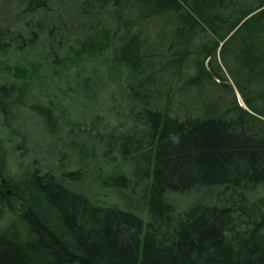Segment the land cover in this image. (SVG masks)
Segmentation results:
<instances>
[{
    "label": "trees",
    "instance_id": "16d2710c",
    "mask_svg": "<svg viewBox=\"0 0 264 264\" xmlns=\"http://www.w3.org/2000/svg\"><path fill=\"white\" fill-rule=\"evenodd\" d=\"M72 262L264 264V0H0V264Z\"/></svg>",
    "mask_w": 264,
    "mask_h": 264
},
{
    "label": "rangeland",
    "instance_id": "374dc122",
    "mask_svg": "<svg viewBox=\"0 0 264 264\" xmlns=\"http://www.w3.org/2000/svg\"><path fill=\"white\" fill-rule=\"evenodd\" d=\"M25 57H27L26 52H18L16 50H12V49L7 50L5 55L2 56V58L4 60H10V61L20 59V58L24 59ZM109 91H110V93H107L105 98H104V101L102 99V102L100 103L101 105L99 107V110H100L99 114L102 116L103 122L105 121V123H107L108 128L115 131V130H118L119 125H124V120L122 119V117H120L122 112L125 111V114L129 117L128 108H127L128 106H127L126 100H125L126 96L123 94L122 90L118 86L113 84L110 87ZM238 97L240 99V103L242 105H245L243 103L242 98H241L239 93H238ZM121 116H123V115H121ZM133 125H134V121H130V123L126 125V128H130V127L132 128ZM27 129L29 131L35 130L36 124L35 123H29L27 126ZM18 162H19V157H18V153H16L15 159H14L12 165L17 166ZM111 167L112 166L110 165L109 168H111ZM180 204H181V206H183V205H185V202L183 201ZM69 264H79V263L78 262H72Z\"/></svg>",
    "mask_w": 264,
    "mask_h": 264
},
{
    "label": "water",
    "instance_id": "95a60500",
    "mask_svg": "<svg viewBox=\"0 0 264 264\" xmlns=\"http://www.w3.org/2000/svg\"><path fill=\"white\" fill-rule=\"evenodd\" d=\"M226 83H229V84H232L233 85V82L232 81H227Z\"/></svg>",
    "mask_w": 264,
    "mask_h": 264
}]
</instances>
